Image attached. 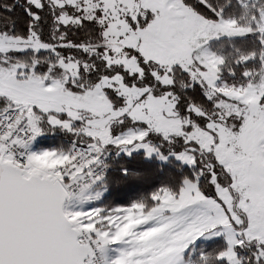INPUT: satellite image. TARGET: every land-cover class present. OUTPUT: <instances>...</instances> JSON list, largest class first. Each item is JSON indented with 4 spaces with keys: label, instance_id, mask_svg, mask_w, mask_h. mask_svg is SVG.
<instances>
[{
    "label": "snow or ice",
    "instance_id": "6c2138e0",
    "mask_svg": "<svg viewBox=\"0 0 264 264\" xmlns=\"http://www.w3.org/2000/svg\"><path fill=\"white\" fill-rule=\"evenodd\" d=\"M0 264H264V0H0Z\"/></svg>",
    "mask_w": 264,
    "mask_h": 264
}]
</instances>
